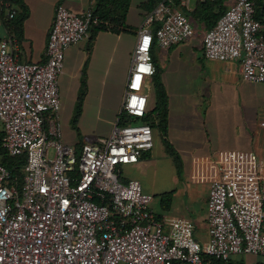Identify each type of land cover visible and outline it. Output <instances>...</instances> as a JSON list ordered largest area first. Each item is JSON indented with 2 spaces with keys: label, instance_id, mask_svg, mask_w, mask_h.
<instances>
[{
  "label": "built area",
  "instance_id": "1",
  "mask_svg": "<svg viewBox=\"0 0 264 264\" xmlns=\"http://www.w3.org/2000/svg\"><path fill=\"white\" fill-rule=\"evenodd\" d=\"M229 9L204 35V54L239 60L247 81L264 83V33L254 0H227ZM0 8L15 10L10 0ZM99 24L64 4L55 10L46 60L20 62L10 39L0 37V142L10 156H25L23 176L0 161V264H213L245 253L264 257V161L253 151H219L210 160L218 176L207 204L209 239L200 243L192 222L153 210L154 196L118 168L154 149L149 124L119 116L107 138L77 150L62 141L59 78L66 52ZM194 34L172 0L147 14L138 31L122 112L147 114V78L156 68L152 49ZM121 115V114H120Z\"/></svg>",
  "mask_w": 264,
  "mask_h": 264
},
{
  "label": "crops",
  "instance_id": "2",
  "mask_svg": "<svg viewBox=\"0 0 264 264\" xmlns=\"http://www.w3.org/2000/svg\"><path fill=\"white\" fill-rule=\"evenodd\" d=\"M28 9L21 37L10 33L7 24L9 10L0 8V37L10 39L12 50L20 62L41 63L46 60L50 31L57 5L83 14L95 9L96 0H23ZM145 0H132L126 28L118 32L92 28L88 37L69 47L64 71L59 78L61 108L58 123L64 144L81 150L86 138H107L111 135L127 91L132 60L147 13L140 8ZM173 6L189 15L195 11L197 0H181ZM14 10L23 11L12 5ZM3 14V18L1 16ZM194 34L169 48L153 45L155 66L161 70V80L169 97L167 138L178 152L187 174L179 182L170 208L159 217L182 218L192 222L197 241L209 239L207 204L211 182L218 176L210 160L219 151H253L264 161V83L247 81L239 60H210L204 54L205 22L191 21ZM129 27L131 30L129 31ZM198 32V33H197ZM86 74L87 93L78 125L80 135L71 127ZM147 114L156 107V87L153 77L147 78ZM92 134V135H91ZM155 146L137 163L118 168L123 181L138 180L149 169L161 166L170 175H179L174 159L168 154L159 131H155ZM92 141V140H91ZM183 162V163H182ZM151 189L152 185H146ZM149 194V193H147ZM151 195V194H150ZM154 210V207H153ZM203 241V242H202ZM232 264H264V257L245 253L232 258Z\"/></svg>",
  "mask_w": 264,
  "mask_h": 264
},
{
  "label": "trees",
  "instance_id": "3",
  "mask_svg": "<svg viewBox=\"0 0 264 264\" xmlns=\"http://www.w3.org/2000/svg\"><path fill=\"white\" fill-rule=\"evenodd\" d=\"M163 1L165 0H145L140 3V8L147 14H149ZM173 1L177 6L181 2V0ZM10 2L13 6L21 8L23 12L20 14L19 11L15 10L14 17L10 19L11 21L7 24V28L10 31L11 35L15 34L17 37H21L23 33L24 21L28 16V9L23 0H10ZM131 2L132 0H96L94 14L99 19V24L94 25L92 28H95V32L100 30H110L118 32L122 29H127L126 20ZM254 3L256 7L255 18L261 23L264 33V0H254ZM229 7L230 5L228 4L227 0H197L196 9L194 12H192L190 15L189 13H186L184 11L183 13L189 18L190 21H192V19H199L205 22L208 26V30H210L216 26L219 19L224 15ZM1 16L3 18V14H1ZM130 30L131 28L129 27V31ZM152 56L155 65L153 51ZM155 68L156 71L153 75L157 100L155 109L151 114H146V116L143 118H131L127 113L122 112L120 115V123L123 124L127 119H129V121L149 124L154 130V133L155 131H159L163 137V142L168 154L173 157L178 170H180V156L167 138L169 120V97L161 80V70L156 66ZM86 93L87 81L86 74H84L82 79V88L73 120L75 123L78 122V118L81 115ZM0 161L13 173V175L17 176L19 179L22 178V167L26 163L25 156H10L0 142ZM173 195L174 192H170L166 193L163 196L161 201L165 209L170 208L173 200ZM205 259L207 261H212L213 264H232L233 261L231 259L228 263H226L224 261L214 260L209 257H205Z\"/></svg>",
  "mask_w": 264,
  "mask_h": 264
},
{
  "label": "rangeland",
  "instance_id": "4",
  "mask_svg": "<svg viewBox=\"0 0 264 264\" xmlns=\"http://www.w3.org/2000/svg\"><path fill=\"white\" fill-rule=\"evenodd\" d=\"M194 2L195 0H192V4H194ZM71 127L75 131H77L80 135L83 133L82 132L83 130L80 129L78 122L75 123L73 121L71 123ZM94 139L95 138L93 136L86 138V140H88V143H90L91 140H94ZM180 181L181 182L187 181V174H186V171L183 165L180 168L179 175L174 172L171 176L169 170L161 166H157L155 168L149 169L146 173L142 175L141 182H142L144 192L149 193L152 196H154V200L151 206L152 208L154 207V211L156 213L163 214V210L160 204L163 196L166 193L172 192V189H174V187H176V184H178ZM146 185H152V188L149 190L146 188Z\"/></svg>",
  "mask_w": 264,
  "mask_h": 264
}]
</instances>
